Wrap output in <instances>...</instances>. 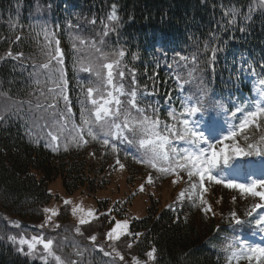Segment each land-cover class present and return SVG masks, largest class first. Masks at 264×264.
<instances>
[{
    "label": "trees",
    "instance_id": "trees-1",
    "mask_svg": "<svg viewBox=\"0 0 264 264\" xmlns=\"http://www.w3.org/2000/svg\"><path fill=\"white\" fill-rule=\"evenodd\" d=\"M113 3L117 5L121 21L118 33L103 37L101 21L107 23ZM250 4L256 5V0H0V57L9 50L13 54L24 53L20 60L7 58L0 61V92H6L13 100L28 99L29 93L31 98L38 95L34 89L43 87V84L38 86L36 80L45 81L46 77L33 65L46 60V41L42 33L37 35L41 26L46 24L50 31L56 32L65 53L64 67L70 81L76 123H79V100L83 98L76 82L90 75L80 68L96 56L90 45H80L78 38L96 41L98 47L102 38L109 48L123 47L129 53L128 61H131L130 54H137L139 59L131 61L129 67L135 66L141 86L146 84L149 92L155 91L154 95L142 99L141 106L147 108L151 104L158 107L161 120L174 123L167 117L169 103L166 95L172 94L171 107L180 111L181 104L177 99L180 93L176 90L171 70L157 49L163 45L168 52V62H171L173 50L183 54L194 52L197 43L202 48L206 37L214 33L219 36L224 50L218 54L216 73L205 72L204 82L209 89L208 99L221 101L227 109L217 110V113L228 117L234 110L230 100L252 94L253 77L241 76L237 80L239 73L235 70L247 67L242 64V59L253 64L258 73L259 65L264 63V14L256 8L251 20H243ZM233 6L239 9L241 16L227 31L219 30L228 19L224 12ZM93 19L96 20L95 26L89 23ZM69 23L74 27L69 28ZM245 25H248L247 31L241 32L239 29ZM16 35L21 36V41L15 42ZM73 43L77 44L76 51L72 48ZM154 74H158L155 85L149 79ZM183 95H187L186 92ZM45 131L39 125H33L27 117H12L0 123V264H43L11 246L7 230L13 231L12 225L1 215L6 214L19 222L20 227L32 230L43 220L42 209L52 197L48 193V184L53 180L60 178L68 194L83 187L90 195L105 188L117 168L115 155L99 142L90 141L84 148L71 147L67 152L62 147L59 151H52L45 147ZM260 131L264 134V129ZM37 138H41L39 143L35 142ZM254 139L253 135L249 142ZM115 142L119 159L125 164L128 184L132 185L148 174L154 176L152 168L134 159L140 155L136 148ZM254 142L259 143V140ZM93 152L95 156L91 155ZM155 181L160 185L158 179ZM209 195L207 199L210 201ZM235 196L237 200L233 203L232 196L227 193L219 195L218 198L222 199L215 210L219 217L208 216L206 222L200 218L192 220L196 214L194 208L185 210L172 206L170 210L161 206L158 199H151L146 217L134 220L130 226V231L142 234L136 240L128 238L133 244L131 252L145 259L146 252L155 247L156 259L152 264H227L230 249L226 247L225 239L239 236L242 228L251 227V224L230 227L229 210L237 211L244 218V212L253 203ZM67 215L62 211V217L67 218ZM117 216L123 217L119 213ZM108 223L104 221L103 227L98 224L99 229L106 230ZM120 247L122 249L123 244Z\"/></svg>",
    "mask_w": 264,
    "mask_h": 264
},
{
    "label": "snow or ice",
    "instance_id": "snow-or-ice-1",
    "mask_svg": "<svg viewBox=\"0 0 264 264\" xmlns=\"http://www.w3.org/2000/svg\"><path fill=\"white\" fill-rule=\"evenodd\" d=\"M256 8L264 14V0H256V5H248V13L243 14L242 19L251 20ZM224 16L228 19L226 24L220 25L219 30L227 31L236 24L237 17H240L241 13L233 6L224 12ZM120 22L117 5L113 3L111 12L107 16V23L101 21L102 36L107 37L110 33H118ZM89 23L95 26L96 20L93 19ZM68 27L73 28L74 25L69 23ZM247 27L248 25H245L239 30L245 32ZM41 33L46 41V60L33 67L45 75V81L36 80V84L38 86L43 84V87L34 89L38 95L31 98L32 94L29 93L30 98L25 100H13L6 92H0V97H5L8 101L0 111V123L12 117L20 119L27 117L33 125H39L42 131L46 130L45 147L52 151H59L62 147L67 152L71 147L84 148L90 141L99 142L103 148L110 149L115 155V166H118L120 170L125 168V164L119 159V149L115 141L135 144L140 152L138 158L134 157L136 162L158 173L155 178L152 174L146 176L145 183L139 186L140 192L145 190V184H154L155 179L168 178L175 185L184 181L187 187L177 193L175 203L184 205L187 200L203 215L215 216L213 204L206 198V193H209L211 186L222 185L225 189L236 190L241 197L258 198V201L252 203L244 212V218L237 211L229 210L230 227L254 222L257 228L264 231V215L254 216L259 209H264V179H251L248 183H240L222 175L225 171L223 166H229L232 171H239L240 165L231 163L238 157L264 156V134L260 136L259 143L249 142L250 137L247 134L252 126H255L257 130L264 129V63L259 65L258 73L253 64L242 59V64H246L247 67L235 70L239 73L237 80L241 76L255 78L253 81L255 96L229 101L234 108L231 111V118L233 121L238 119V123L229 124L225 130L215 119L210 118L206 122L203 119L206 113L210 115L211 112L221 109L227 111L221 101L208 99L209 89L204 82L205 72L213 75L216 73L218 54L224 50L219 36L210 33L204 40L202 48L197 43L196 51L189 54L173 50L171 62H168L169 56L164 46H159L157 51L160 53V58L171 70L176 90L180 93L177 97L181 104L180 111L171 107L172 94L166 95V102L169 103L167 117L174 122L168 123L161 120L158 107H153L151 104L147 108L141 106L142 99L145 96L154 95L155 91L149 92L146 84L141 86L135 66L129 67L131 61L139 59L137 54H130L131 61H128L126 58L129 53L123 47L109 48L103 38L99 40V47L96 41L78 38L79 44L90 45L96 56L80 68V71L90 75L87 79H77L76 82V88L83 97L79 100V123H76L70 99V81L64 67L65 53L60 46L61 42L56 38V32L50 31L46 24L41 26L40 33L37 35ZM21 39L20 35L15 36V42ZM72 48L76 51L77 44L73 43ZM106 48L108 50H105ZM23 56V52L13 54L9 50L0 57V61L7 58L20 60ZM157 67H159V61H157ZM185 71L186 76L183 74ZM156 75L158 74L149 77L153 85L156 83ZM193 79L200 82L198 94L183 95L185 85L191 83ZM212 96H215L214 91ZM121 97L126 99L122 100ZM156 104H159V101H156ZM40 139L37 138L35 142L39 143ZM241 139L244 141L243 145ZM174 141H182L186 146L177 147ZM91 155L95 156L96 153L93 152ZM220 199L216 201L217 204L220 203ZM236 200L237 196H232L233 203ZM62 203L66 207L71 206L73 216L80 214L74 226V231L79 236H84L88 228L95 226L93 221L102 227L104 221L109 222L106 230L100 234L103 237V243H97L96 234H90L87 239L91 241V246L98 249L105 257L113 258L111 264H142L138 257L125 252L120 247L123 244L126 249L131 250L133 244L128 242V238L132 237L136 240L142 234L130 231L128 218L116 219L113 213L120 212L118 206L105 211L91 209L85 211L81 205L72 206L73 201L70 199H63ZM169 208L171 210L172 205H169ZM42 213L44 218L38 226L39 229L51 228L56 231L61 227L56 222L61 215L60 209L44 207ZM14 224L17 228L20 227L19 222ZM8 239L18 245V252L39 258L43 264H49V258H52L55 264H78L76 260H65L57 255L54 250V238L45 236L43 231L31 235L30 238L20 235L19 238L9 236ZM228 248L231 250V255L228 257L229 264L233 259L236 264H239L241 260H246L247 264H253V262L264 264V247L260 244L237 239L229 244ZM155 253V247L147 251L148 260L154 261ZM76 255H82V253L77 251ZM126 256L129 259H126ZM144 264H147V261Z\"/></svg>",
    "mask_w": 264,
    "mask_h": 264
},
{
    "label": "rangeland",
    "instance_id": "rangeland-1",
    "mask_svg": "<svg viewBox=\"0 0 264 264\" xmlns=\"http://www.w3.org/2000/svg\"><path fill=\"white\" fill-rule=\"evenodd\" d=\"M197 84L199 85V81L197 79H193L191 83L186 84L185 85L186 94L187 95H197L198 89H199ZM253 95L255 96L254 87H253ZM3 99L4 97H0V111L3 110L5 103L8 102L7 100H3ZM121 99L124 100L123 97H121ZM208 115L209 114L206 113L204 115V119L208 118L207 117ZM216 115H217V111H213L209 115V118H214L218 122V124L221 125L225 130H227L229 124L238 123V119L233 121L231 116L217 118ZM238 117H239V114H238ZM247 134L249 135L251 141H252V136L254 135L255 139L253 140V142L259 140L260 136L262 135L261 131L257 130L255 126H252L248 130ZM176 142L177 144L182 143L181 147L186 146L182 141H174L175 144ZM241 144L242 145L244 144V141L242 139H241ZM132 146L138 148V146L135 144H133ZM243 158L244 160L248 159V157H238L236 158L235 161H232L231 163L234 165L236 163L242 162L241 160H243ZM223 167L224 169L226 168L225 166ZM155 174L158 176V173H156L154 170V176ZM225 177L234 179L240 183H248L250 182L251 179H264V165L262 166L258 162L251 169V171H249V173L246 176L241 175V171L239 169V171H233L232 173H228V176H225ZM126 178H127V175L125 173V170L124 169L120 170L117 167L115 171L112 173L108 185L105 188L98 189L96 192L91 193L90 195H88L85 192V189L83 187L75 191L72 194H68L65 191L60 178L53 180L51 183L48 184V193L52 197L49 203L44 205V207H56L60 210L63 209V211H68V217H69L70 222L62 223L63 227H67L69 229L68 232H64V230H62L60 232H64V233H58V232L54 233L52 232L51 228H46L44 230H41L37 226H35L34 229L32 230L24 229L22 227L17 228L14 224V222L16 221H13L14 220L13 218H12L13 220H11L9 216L2 213L3 215L1 216H4L5 218H7L8 219L7 223H10L12 225L13 231L7 230L8 237L17 236V238H19L20 235H25L30 238L31 235H35L38 232L43 231L45 236L54 238L55 240L54 250L57 255H60L65 260H68V259L76 260L78 264H111V261L113 258L105 257L103 253L101 254L105 258L100 257L97 253L99 252L98 249H96L95 247H92L91 241L87 239V237L90 234H96L98 237L97 243H103L104 240L100 234L103 233L104 230H100L98 227V223L93 221V224L95 226L92 228H88V230L84 232V236L77 235L74 231V226L77 224V219L80 214L78 213L77 216H73L71 213V206L66 207L65 205H63L62 203L63 199L72 200L73 201L72 206L81 205L85 209V211L90 210V209L94 211H105L107 209L118 206L120 208L119 214H122L123 217L117 216V213L115 212L113 213V215L116 217V219L128 218L130 220V226L134 220H142L144 217H146V214H147L146 210L151 204L150 203L151 199H155V200L158 199L159 202L161 203V206H164V207H168V205H172L174 207L183 208L185 210L188 209V207L194 208L196 210L195 212L196 214H194L195 216L192 219L193 221L200 218V220H203V222H206L204 220H207L209 218L208 216H212L211 214L207 216L203 215L199 211L198 208L192 207L190 201L186 200L184 205H178L175 203L177 193L182 188L187 187L184 181H181L179 185H175V184H172L170 182V179L168 178H160L158 179L160 185H158L156 181L152 185L145 184V190L143 192H140L139 186L142 183H145L146 176L141 179H137L132 185L127 183ZM246 178H248V181H246ZM186 179L187 177L185 176V180ZM209 193H210L209 195L210 202H212L213 204L214 211L218 210L219 208L220 203L218 204L216 203V201L220 199V197L218 198L219 195H222L224 193H227V195L229 196L239 195L236 190L225 189L222 185L211 186ZM207 194L208 193H206V198H207ZM241 198L249 199L253 203L258 201V198L253 199L250 196L241 197ZM128 199H129V203L127 202ZM125 202L128 203L127 208L125 207L126 211H122V209H124V206H126V204H124ZM215 213H216L215 217L218 218L219 215L217 214V212ZM256 214L264 215V209H259ZM256 214L254 215L256 216ZM43 218H44V215H43ZM56 222L61 225L60 218H58ZM70 224L73 225L72 228ZM84 227H87V226H84ZM237 239L248 240L249 243L260 244L262 247H264V231H261L259 228H257L255 224L251 225V227L249 228H242L240 230L239 236L225 239L226 247H228L229 244L233 243ZM8 241L10 242L11 246L17 251L18 245L13 244L9 239ZM129 241L130 239H128V242ZM84 243L88 244L89 246ZM39 247L40 246H38V248ZM122 249L125 252H130L131 255L138 257L137 255L131 252L133 247L131 250H128L123 245ZM25 250H27L26 246H25ZM106 250H110V249H106ZM77 251L82 253V255H76ZM230 255H231V250H230ZM35 259H39V258H35ZM126 259H129V257L126 256ZM140 260L142 264H144L145 261H147V264H152V261L148 260L147 256L145 259H140ZM49 263L55 264V261L52 260V258H49ZM231 264H236V261L233 259ZM239 264H247V261L241 260ZM253 264H255V262H253Z\"/></svg>",
    "mask_w": 264,
    "mask_h": 264
}]
</instances>
